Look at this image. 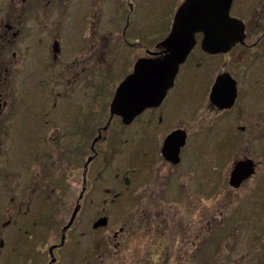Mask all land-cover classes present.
Segmentation results:
<instances>
[{
    "label": "flooded vegetation",
    "instance_id": "flooded-vegetation-1",
    "mask_svg": "<svg viewBox=\"0 0 264 264\" xmlns=\"http://www.w3.org/2000/svg\"><path fill=\"white\" fill-rule=\"evenodd\" d=\"M186 2L0 0V264H168L177 222L181 262L200 264L216 174L237 190L264 167L248 147L264 138V0H232L235 26L203 20L227 27L194 32L159 104L128 124L110 108L138 60L171 53Z\"/></svg>",
    "mask_w": 264,
    "mask_h": 264
},
{
    "label": "rangeland",
    "instance_id": "rangeland-1",
    "mask_svg": "<svg viewBox=\"0 0 264 264\" xmlns=\"http://www.w3.org/2000/svg\"><path fill=\"white\" fill-rule=\"evenodd\" d=\"M254 142H248V147L264 160V138ZM223 168L227 170L226 166ZM228 175L229 169L216 174L217 184L213 192L215 224L212 222L209 235L200 236L196 260L203 264L212 255L214 264H264V167L260 165L256 174L237 190L228 186ZM207 205L200 204L201 207ZM180 207V213L185 214L184 221H187L185 204ZM176 225L175 244L166 251L168 256L171 253L168 264H186L180 259L183 246L180 242L182 233L178 232L183 229L178 222Z\"/></svg>",
    "mask_w": 264,
    "mask_h": 264
},
{
    "label": "water",
    "instance_id": "water-1",
    "mask_svg": "<svg viewBox=\"0 0 264 264\" xmlns=\"http://www.w3.org/2000/svg\"><path fill=\"white\" fill-rule=\"evenodd\" d=\"M231 2L232 0H187L178 10L171 34L164 42L170 47L171 53L162 59L138 60L133 72L118 86L110 106L111 113L120 115L123 122L128 124L147 107L159 104L173 84L179 65L185 60L194 44V32L201 30L208 36V31L215 29L216 35H220L223 33H217L219 28L227 27L218 24L204 25L202 21L227 20L228 23L232 21V25H236V20L229 16ZM187 10H191L192 15L186 12ZM185 12L184 18L189 15L190 18L186 20L190 24L183 23L182 26L180 20L183 19ZM184 33L182 44L178 46L177 38ZM230 43L232 41H227L223 45ZM252 165L250 161L237 163L231 174V185L238 187L244 179L250 177L253 174Z\"/></svg>",
    "mask_w": 264,
    "mask_h": 264
}]
</instances>
